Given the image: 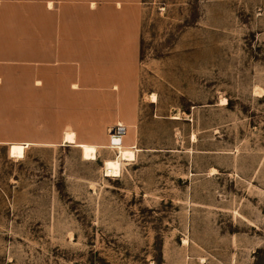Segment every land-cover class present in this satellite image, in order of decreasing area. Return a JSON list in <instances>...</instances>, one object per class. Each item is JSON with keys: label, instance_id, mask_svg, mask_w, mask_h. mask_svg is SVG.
<instances>
[{"label": "rangeland", "instance_id": "1", "mask_svg": "<svg viewBox=\"0 0 264 264\" xmlns=\"http://www.w3.org/2000/svg\"><path fill=\"white\" fill-rule=\"evenodd\" d=\"M143 2L118 178L108 136L85 161L56 111L47 124L44 67L41 84L3 71L9 129L53 145L0 148V264H264V0Z\"/></svg>", "mask_w": 264, "mask_h": 264}, {"label": "crops", "instance_id": "2", "mask_svg": "<svg viewBox=\"0 0 264 264\" xmlns=\"http://www.w3.org/2000/svg\"><path fill=\"white\" fill-rule=\"evenodd\" d=\"M143 7V0H0V86L11 67H29L41 84L44 67L48 125L56 111L61 129H70L63 137L72 132L77 144L98 150L107 136L111 148L110 131L124 127V145L137 114ZM4 105L0 96V148L9 157L12 146L53 145L48 132L45 143L23 142L9 129Z\"/></svg>", "mask_w": 264, "mask_h": 264}, {"label": "bare ground", "instance_id": "3", "mask_svg": "<svg viewBox=\"0 0 264 264\" xmlns=\"http://www.w3.org/2000/svg\"><path fill=\"white\" fill-rule=\"evenodd\" d=\"M151 99L153 103L156 102L154 96H152ZM64 140L66 143H69L70 145L77 147L82 151L83 160L96 161L98 148L95 145L77 144L76 136L72 132L66 133ZM29 147V144L26 146H12L10 157L18 160L23 159L25 157V149H28ZM111 148L117 150L119 156L114 160L105 161V176L108 178H118L121 175L122 161L133 160L135 158V153L133 149L125 148L123 143H121V139L117 143H115V145L112 144L111 139Z\"/></svg>", "mask_w": 264, "mask_h": 264}, {"label": "built area", "instance_id": "4", "mask_svg": "<svg viewBox=\"0 0 264 264\" xmlns=\"http://www.w3.org/2000/svg\"><path fill=\"white\" fill-rule=\"evenodd\" d=\"M126 133V129L124 127H117L115 129H112L109 133V137L111 139L113 138H122Z\"/></svg>", "mask_w": 264, "mask_h": 264}, {"label": "water", "instance_id": "5", "mask_svg": "<svg viewBox=\"0 0 264 264\" xmlns=\"http://www.w3.org/2000/svg\"><path fill=\"white\" fill-rule=\"evenodd\" d=\"M120 140V138H113L112 139V144L115 145Z\"/></svg>", "mask_w": 264, "mask_h": 264}]
</instances>
